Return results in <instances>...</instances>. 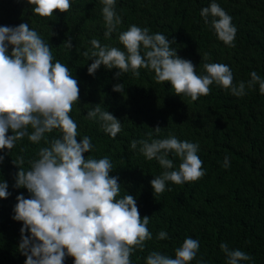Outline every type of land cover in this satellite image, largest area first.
I'll use <instances>...</instances> for the list:
<instances>
[{
	"label": "trees",
	"instance_id": "16d2710c",
	"mask_svg": "<svg viewBox=\"0 0 264 264\" xmlns=\"http://www.w3.org/2000/svg\"><path fill=\"white\" fill-rule=\"evenodd\" d=\"M71 2L68 12L57 10L45 18L34 14V6L27 0H0V26L28 23L48 43L53 62L67 65L78 80L79 101L70 115L78 124V142L85 135L92 140L93 149L85 158L109 157L113 164L110 175L118 177L121 185L120 197L133 195L141 218L150 217L148 228L153 238L145 242L143 251H134L132 264H146L152 251L175 258V249L188 237L200 242L196 258L189 264L201 259L206 264H227L221 243L252 257L240 264H264V95L258 84L247 87L253 71L264 80V0H215L232 17L237 29L235 47L219 40L200 15L212 0H116L115 10L122 23L110 38L104 35L101 0ZM132 24L174 40L171 47L193 63L198 75L206 74L204 63L228 65L233 83L245 82L246 94L236 97L213 83L209 95L193 101L175 95L170 83H156L154 72L143 68L138 78L131 71L115 78L119 70L103 65L94 76L89 75L93 61L83 52L92 49L90 41L95 38L102 45L126 51L118 34ZM68 40L72 48L65 46ZM11 50L9 46V53ZM118 83L124 85L123 93L113 91ZM96 105L121 122L122 130L114 139L103 132L99 121L86 119ZM156 126L161 128L159 135L154 132ZM150 131L152 139L174 135L180 141L198 143L205 175L179 185L166 182L165 191L154 194L150 181L165 169L155 159L147 160L140 145L135 150L130 146L132 140L149 139ZM8 135H13L11 130ZM45 135L50 141L60 133L53 130ZM46 146L43 140L34 144L25 136L13 149L0 150L5 157L0 164V182L8 183L10 193L7 199L0 198V264H25L26 260L18 248L23 222L12 217L16 197L23 194L30 198V193L14 187L19 169L13 160L23 155L27 169L28 161L36 159L39 149ZM225 156L230 161L227 168L223 167ZM168 158L174 169L178 168L180 158L174 153ZM161 230L168 233V239H156ZM64 264H74V258L67 257Z\"/></svg>",
	"mask_w": 264,
	"mask_h": 264
},
{
	"label": "clouds",
	"instance_id": "9594fccd",
	"mask_svg": "<svg viewBox=\"0 0 264 264\" xmlns=\"http://www.w3.org/2000/svg\"><path fill=\"white\" fill-rule=\"evenodd\" d=\"M27 2L34 6V14L45 18L52 17L57 10L66 13L72 7L71 0ZM101 3L104 35L110 38L122 20L115 10L116 0ZM200 15L219 40L235 47L237 29L232 17L215 0L202 8ZM118 41L126 51L102 45L95 38L90 41L92 49L83 52L93 61L88 67L89 75L94 76L103 65L119 70L115 78L129 71L138 78L143 68L154 72L156 83H170L175 95L188 96L193 101L209 95L213 83L230 90L233 96L246 94L245 82L234 84L228 65L204 63L206 74L198 75L193 63L171 47L174 40L169 41L162 33H151L147 27L132 24L119 32ZM65 46L72 48L71 40ZM53 61L48 43L28 23L0 26V150L13 149L25 136L34 144L43 140L48 145L39 149L36 159L28 161L27 169L23 155L13 160L19 169L14 187L26 188L30 193V198L18 195L13 209L12 218L23 222L18 248L26 257L25 264H64L67 257L74 258V264H132L134 251H143L145 242L153 238L148 228L150 217L141 218L133 195L120 197L121 185L118 177L110 175L113 164L109 157L85 158L84 154L93 149L92 140L85 135L78 142V124L70 115L79 101L78 80L67 65ZM250 76L247 87L258 84L264 95V80L255 71ZM113 91L123 93L124 85L115 84ZM86 119L99 121L103 132L113 139L122 130L121 122L100 105L90 109ZM9 130L13 135H8ZM53 130H58L60 136L49 141L45 134ZM154 132L159 135L161 128L156 126ZM147 136L149 139L132 140L130 146L135 150L140 145L139 151L147 160L155 159L165 169L150 181L154 194L163 193L166 182L179 185L205 175L203 161L197 154L198 143L180 141L174 135L152 139V131ZM169 153L180 158L178 168L174 169ZM4 159L0 155V164ZM229 166V157L225 156L223 167ZM8 187L6 181L0 182V198L10 196ZM156 239H168V233L161 230ZM220 248L227 264L252 260L249 254L231 250L226 243H221ZM199 249V240L188 237L175 249V258L152 251L146 264H189ZM198 264L206 262L201 259Z\"/></svg>",
	"mask_w": 264,
	"mask_h": 264
}]
</instances>
